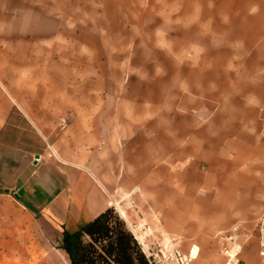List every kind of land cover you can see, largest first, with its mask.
I'll use <instances>...</instances> for the list:
<instances>
[{"label": "rangeland", "instance_id": "374dc122", "mask_svg": "<svg viewBox=\"0 0 264 264\" xmlns=\"http://www.w3.org/2000/svg\"><path fill=\"white\" fill-rule=\"evenodd\" d=\"M4 7L0 80L33 123L0 146V264H66L40 220L64 228L60 199L91 173L119 182L109 206L159 264H225L234 222L239 264H264V0Z\"/></svg>", "mask_w": 264, "mask_h": 264}, {"label": "crops", "instance_id": "0c3cea01", "mask_svg": "<svg viewBox=\"0 0 264 264\" xmlns=\"http://www.w3.org/2000/svg\"><path fill=\"white\" fill-rule=\"evenodd\" d=\"M4 17H5L4 0H0V26L2 24ZM18 101L19 100L15 96V94L13 92H11L10 87L6 86L0 80V139L2 138V141H0V146H3V147L5 146V147H8L10 149H12L16 144L12 139H11L12 142L11 141H5V139L15 137V136L10 137L11 134H14V133L20 134L21 133L20 130H15V128L17 127V125H15V123L16 122H23L27 127H29L30 124L33 123L32 117L28 113H25L24 111H22V107L20 106V103ZM173 117L176 118V120H179V116L174 115ZM144 120H147V119H144V118L140 119L141 125L143 124ZM113 131L116 132L115 130H113ZM32 132H34V131H32ZM117 132H118L117 134H119L117 136H122L120 133L121 132L120 130L117 129ZM30 133H31V131H28V135ZM141 134L143 135V131ZM185 142H186L185 140L181 141V139H180V141L178 143L177 151L183 150V152L186 153L185 148H179V146H182ZM10 149H5V150L10 151ZM53 150L54 149L52 148V153H53ZM26 152L31 153L32 157L35 155V153L31 152L30 148L26 149ZM175 153L176 152L170 153L167 156V158H164V160L167 161L171 165H173V163H176L178 161L180 162L182 157L177 156V154L175 155ZM53 155H55L56 158L62 160L63 162H69V161H65L64 159H62L56 153V151H55V154L53 153ZM184 157H185V154H184ZM39 158H40V154H39ZM7 159L11 161L13 158L11 159L10 157H8ZM33 161L34 160L32 159V163H33ZM90 175H91V177H93V180H87V179H84L81 177L80 178L81 180L77 184V187H72L69 191V194L64 195L63 198L60 199L62 203L64 202L63 206L65 207V211H66V214H65L66 221L63 225L64 228H62L59 225H58L59 228L52 226L53 224L50 223V220L48 221V219L46 217H43L42 221L40 220L39 225H40L42 231L44 232V234L48 237V239H50L51 241H53V240L55 241L58 239L60 240V243H58V245L55 246V249L58 250L60 252V254H62V256L65 258L66 264H68L69 260L67 258L66 253L64 252V250L62 248H60L61 239H62V236L60 234L61 231H63V230L72 231V230L79 228L84 222H86L87 220H89L90 218L95 216L98 212L102 211L104 208H106L110 204H114V201H112V199H110V197L108 196V193L113 194V197H114L115 193H113L110 188L113 186H117L119 182H117L116 179H106V178L103 179L102 177L96 175L95 173H91ZM170 176L172 177L173 174H170ZM95 177L98 178L99 181L105 186L106 191L104 190V188L101 187V185L99 184V182L96 180ZM5 188L9 189V192H10V188H8V187H5ZM88 192H90V193L88 194L89 196H88L87 200L85 201L86 194ZM16 193L19 195L17 202H20L22 204V206L25 207L26 209L33 210L30 202L27 199L24 188L19 187L17 189ZM126 194H130V193H126ZM108 198H109V200H108ZM114 199H116V198H114ZM221 199L223 200L224 203L227 202V200H228L227 198L224 197V195H223V197L221 195ZM88 200H95L96 202L99 201L100 202V208L93 213L90 212V209L88 207H86V202ZM168 200H171V198H169ZM173 201H174V199L172 200V202ZM121 214H123V213H121ZM36 220H37V218H36ZM70 220L73 224H75V226H73L72 228H68L66 226L67 222ZM125 221H126V219H125Z\"/></svg>", "mask_w": 264, "mask_h": 264}, {"label": "trees", "instance_id": "16d2710c", "mask_svg": "<svg viewBox=\"0 0 264 264\" xmlns=\"http://www.w3.org/2000/svg\"><path fill=\"white\" fill-rule=\"evenodd\" d=\"M69 264H155L127 222L107 206L79 228L61 231Z\"/></svg>", "mask_w": 264, "mask_h": 264}, {"label": "built area", "instance_id": "2783aa9c", "mask_svg": "<svg viewBox=\"0 0 264 264\" xmlns=\"http://www.w3.org/2000/svg\"><path fill=\"white\" fill-rule=\"evenodd\" d=\"M60 124H61V126H65L66 121H65L64 118L60 121ZM263 224H264V219H262L260 221V230H259L260 234H259V241H258V244H259L258 253H259V255L261 256V258H262V260L264 262V229H263ZM238 231H239V223L238 222H234V223L231 224V226L229 228V231H228V234L223 238L224 241H225V244L222 245L223 246L222 247V251L227 257L225 264H239V259L236 257L237 250L233 251V248H232V246L235 243L236 238L238 236ZM140 244L142 246L141 242H140ZM146 255L148 257H151L150 253H146ZM151 258H152V260L154 261L155 264H159L158 261H156L153 257H151ZM179 258H180V262L183 264V262L181 261V257H179Z\"/></svg>", "mask_w": 264, "mask_h": 264}, {"label": "bare ground", "instance_id": "6f19581e", "mask_svg": "<svg viewBox=\"0 0 264 264\" xmlns=\"http://www.w3.org/2000/svg\"><path fill=\"white\" fill-rule=\"evenodd\" d=\"M96 180L99 182V184L101 185V187L104 188V190H105L106 189L105 186L99 181V179L96 178ZM108 196L110 197V199H112V201H114V205L119 206L118 203H117V201L114 200L113 194H109L108 193ZM86 207H88L90 209V212L93 213V212H95L96 210H98L100 208V204L98 202H96L95 200H88L86 202ZM121 213H123V212L121 211ZM186 260L191 261L193 259H192V257H189V259L186 258ZM181 261L182 262L185 261L183 257H181ZM178 262H180V258H178Z\"/></svg>", "mask_w": 264, "mask_h": 264}, {"label": "water", "instance_id": "95a60500", "mask_svg": "<svg viewBox=\"0 0 264 264\" xmlns=\"http://www.w3.org/2000/svg\"><path fill=\"white\" fill-rule=\"evenodd\" d=\"M39 158V154H35L34 155V161L36 162V160ZM3 192L4 193H6V194H8L9 193V189H7V188H5V189H3ZM14 197L16 198V199H18L19 198V195L15 192L14 194Z\"/></svg>", "mask_w": 264, "mask_h": 264}]
</instances>
